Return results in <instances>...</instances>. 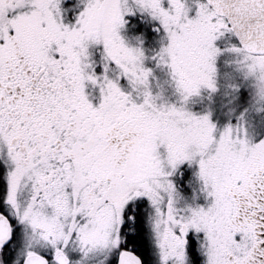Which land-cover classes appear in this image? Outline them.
I'll list each match as a JSON object with an SVG mask.
<instances>
[{
	"label": "snow or ice",
	"instance_id": "1",
	"mask_svg": "<svg viewBox=\"0 0 264 264\" xmlns=\"http://www.w3.org/2000/svg\"><path fill=\"white\" fill-rule=\"evenodd\" d=\"M224 33L264 56V0H0V264H264V139L150 87Z\"/></svg>",
	"mask_w": 264,
	"mask_h": 264
},
{
	"label": "rangeland",
	"instance_id": "2",
	"mask_svg": "<svg viewBox=\"0 0 264 264\" xmlns=\"http://www.w3.org/2000/svg\"><path fill=\"white\" fill-rule=\"evenodd\" d=\"M215 44L221 49L215 58V89L201 87L198 93L182 100L163 67L154 68L150 87L154 94L160 93V102L182 103L196 115L207 114L218 130L242 125L248 138L258 142L264 139V99L256 96L253 78L244 75L237 53L231 50L240 43L232 33H224ZM149 66L153 67L151 62Z\"/></svg>",
	"mask_w": 264,
	"mask_h": 264
},
{
	"label": "clouds",
	"instance_id": "3",
	"mask_svg": "<svg viewBox=\"0 0 264 264\" xmlns=\"http://www.w3.org/2000/svg\"><path fill=\"white\" fill-rule=\"evenodd\" d=\"M238 64L244 70L246 77H252L255 85V94L264 99V56H254L252 53L237 54Z\"/></svg>",
	"mask_w": 264,
	"mask_h": 264
},
{
	"label": "water",
	"instance_id": "4",
	"mask_svg": "<svg viewBox=\"0 0 264 264\" xmlns=\"http://www.w3.org/2000/svg\"><path fill=\"white\" fill-rule=\"evenodd\" d=\"M234 34V33H233ZM235 35V34H234ZM235 37H236V39L238 40V42L240 43V45H241V42H240V40H239V37L238 36H236L235 35Z\"/></svg>",
	"mask_w": 264,
	"mask_h": 264
},
{
	"label": "trees",
	"instance_id": "5",
	"mask_svg": "<svg viewBox=\"0 0 264 264\" xmlns=\"http://www.w3.org/2000/svg\"><path fill=\"white\" fill-rule=\"evenodd\" d=\"M233 34V33H232ZM234 35V34H233ZM234 37H235V35H234ZM236 38V37H235Z\"/></svg>",
	"mask_w": 264,
	"mask_h": 264
}]
</instances>
